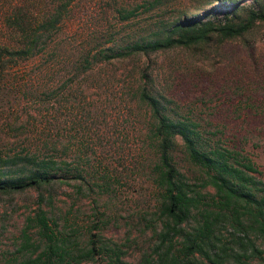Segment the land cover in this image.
<instances>
[{
	"label": "trees",
	"instance_id": "1",
	"mask_svg": "<svg viewBox=\"0 0 264 264\" xmlns=\"http://www.w3.org/2000/svg\"><path fill=\"white\" fill-rule=\"evenodd\" d=\"M98 1L0 0V73L36 61L43 54L52 59L56 53H66L63 56L66 63L71 61L76 71L98 61L110 64L117 58L171 49L204 57L206 48L213 49L235 39L245 41L257 23L264 22V0L248 3L226 0L222 15L210 9L198 17L168 21L162 18L146 34L127 33L123 39L117 37L108 42L95 37L91 46L69 52L67 43L62 44L60 37L69 32L75 18L92 15L84 16L81 11L86 10L88 3L94 5ZM101 1L109 12L107 18L114 16L122 22L134 14L123 2ZM248 55L256 65L252 47ZM42 66L30 70L32 75L43 73ZM157 75L152 68L139 67L132 78L136 85L129 80L120 95L104 92L108 112L118 110L116 120L111 117L106 122L104 113L101 119L93 121L92 117L99 114L94 100L87 104L85 113L79 106L76 116L64 118L68 124L65 129L79 131L76 117L86 116L91 124H102L106 134L117 126L124 133V140L109 141L108 148L123 159V166L133 164L135 172L143 171L153 190V202L140 215L153 233L152 243L141 258L142 264H264V170L246 150L242 136L225 128L218 106H212L207 113L201 102L194 98L182 100L173 86L160 85ZM241 102L239 99L231 105V110L222 108L234 114L247 108L258 112L256 105L243 107ZM49 107H45L49 115L39 121L40 128L30 127L32 135L0 147V192L30 188L37 192L38 205L34 213L26 215V224L36 227L37 237L32 239L23 227L16 248L21 255L16 254L4 263L0 256V264H74L97 258L102 244L95 243L91 225L87 228L88 238L81 242L71 224L67 229L64 223L58 227L54 215L49 214L41 201L48 202L64 183L76 195L87 196L94 187L103 193L116 189L113 185L126 177L127 169L109 170L108 162L101 159L80 167L81 158L87 157L89 150L94 151L88 126H83L77 142L71 146L67 142L62 144L58 137L61 123ZM215 120L220 122L213 124ZM127 122L138 133L134 134L139 141L135 151L123 144L132 136ZM176 154L186 167L179 165ZM104 264L128 263L116 253L114 259Z\"/></svg>",
	"mask_w": 264,
	"mask_h": 264
},
{
	"label": "rangeland",
	"instance_id": "2",
	"mask_svg": "<svg viewBox=\"0 0 264 264\" xmlns=\"http://www.w3.org/2000/svg\"><path fill=\"white\" fill-rule=\"evenodd\" d=\"M204 1L208 0H116L117 3L123 2L134 10L130 19L118 22L114 16H105V3L99 0L94 5L88 3L87 11L84 9L81 12L84 16L92 15L88 18H75L69 32L63 34L60 40L62 44L67 43L69 52H75L80 46H91L96 38L108 42L112 38L123 39L127 37V33L131 36L146 34L150 32L153 23L162 18L168 21L179 17L183 19L186 16L198 17L210 9L220 15L225 12L226 0H212L208 5L203 4ZM240 2L248 3L250 0ZM247 35L245 41L235 39L213 49L206 48L204 57H201V54H190L187 50L171 49L156 54L149 53L146 56L117 58L110 64L98 61L83 71H76L73 64H70L71 61L66 63L63 57L66 53H56L52 57L53 60L43 54L36 61L0 73V147L12 145L14 139L32 135L29 132L30 127L40 128L39 121L49 115L45 107L50 106V112L56 114L61 123L58 137L62 139V144L66 145L64 142H67L70 144L68 146H71L77 142L81 139L83 126H88L87 133L94 151L89 150L87 157L81 158L83 161L80 162V167L87 165L88 161L96 163V160L101 159L108 162L109 170L127 169L126 177H121L119 183L113 185L116 189L107 193L97 192L94 187L87 196H79L72 192L70 185L64 183L52 193L48 202L41 201V205L49 210V214L54 215L59 228L63 223L66 229L71 224L82 242L88 238L87 228L91 225L95 243L102 244L97 258L74 264H104L114 259L116 253L128 264H142L141 258L152 243L153 233L140 215L142 209L149 207L148 204L153 202V190L143 171L135 172L133 164L123 166V159L113 149L114 153L110 154L112 150L108 148L109 141L124 140V133L120 132L118 126L106 134V128L102 124L97 126L91 124L89 117L78 116L76 122H79V131L69 130L65 129L68 124L64 118H73L81 107L85 113L87 104L96 100L99 114L98 117L93 116L92 120L98 121L104 113L106 122L111 117L116 120L118 110L114 108L112 114L108 112L105 108L104 92L114 91L120 95L127 81L130 80L133 84L132 78L137 68H152V72L158 73L160 85L165 88L173 86L182 100L194 98L201 102L207 113L211 112L212 106H218L225 128L242 136L246 150L264 170V22L257 23ZM83 41L85 42L82 44ZM250 47L253 49L256 65L248 55ZM72 56L75 57L76 54L72 53ZM39 64H43V73L32 75L30 70H35ZM47 66L50 68L45 71ZM26 79L27 84L24 83ZM205 92L208 93L207 96L203 95ZM239 99L242 100L240 106L256 105L258 112L247 107L240 109L236 114L227 109L226 112L223 110L222 106L230 109ZM219 122L215 120L212 123ZM117 123L121 127L119 120ZM126 124L132 136L128 141H123V144L135 151L139 141L135 139L134 134L138 133L134 132L129 122ZM121 130L123 132L122 127ZM64 151L70 152L69 149ZM178 155L175 157L179 165L186 167ZM37 207L35 190L27 188L0 192L2 263L5 260L10 261L16 254L21 255V251H16V248L22 239L23 227L33 236L32 239L37 237L36 227L26 224V215L34 213Z\"/></svg>",
	"mask_w": 264,
	"mask_h": 264
}]
</instances>
